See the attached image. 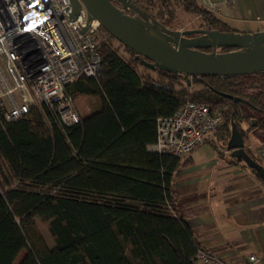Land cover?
Masks as SVG:
<instances>
[{"label": "trees", "instance_id": "trees-1", "mask_svg": "<svg viewBox=\"0 0 264 264\" xmlns=\"http://www.w3.org/2000/svg\"><path fill=\"white\" fill-rule=\"evenodd\" d=\"M171 1L158 0L157 18L168 28L163 15L172 14ZM178 1L199 17V28L230 30L197 0ZM99 29L106 36L98 43L103 69L68 89L73 98L97 97L89 115L67 126L49 109L44 116L32 107L5 120L0 103V264H14L22 251L17 264H197L205 249L177 214L172 184L180 157L147 149L156 118L190 99L221 109L215 138L224 147L233 129L241 137L264 129V71L193 76L188 84L182 73L150 68L129 48L114 47ZM243 151L247 167L264 179L261 158ZM34 218L46 223L53 247L39 245Z\"/></svg>", "mask_w": 264, "mask_h": 264}, {"label": "built area", "instance_id": "built-area-1", "mask_svg": "<svg viewBox=\"0 0 264 264\" xmlns=\"http://www.w3.org/2000/svg\"><path fill=\"white\" fill-rule=\"evenodd\" d=\"M70 14L69 0H0V103L5 120L45 107L61 124L79 122L68 89L81 76L96 77L103 64L99 23L93 20L81 32L87 25L84 6L73 18ZM221 118L219 108L187 99L171 115L156 118L155 141L147 149L182 157L206 142ZM256 154L263 158L264 146ZM195 257L197 264H229L203 249ZM248 259L249 264L256 261L254 256Z\"/></svg>", "mask_w": 264, "mask_h": 264}, {"label": "crops", "instance_id": "crops-1", "mask_svg": "<svg viewBox=\"0 0 264 264\" xmlns=\"http://www.w3.org/2000/svg\"><path fill=\"white\" fill-rule=\"evenodd\" d=\"M197 3L240 34L264 29V0ZM215 137L180 157L172 178L177 214L193 227L202 248L229 264H247L249 256L256 258L252 264H264V179ZM262 137L264 129L246 131L243 150L256 152ZM260 163L264 168V157Z\"/></svg>", "mask_w": 264, "mask_h": 264}, {"label": "water", "instance_id": "water-1", "mask_svg": "<svg viewBox=\"0 0 264 264\" xmlns=\"http://www.w3.org/2000/svg\"><path fill=\"white\" fill-rule=\"evenodd\" d=\"M69 2L70 18L82 5L85 8L87 25L81 32L96 20L146 66L174 75L182 73L188 84L193 76L244 75L264 71V29L243 34L205 28L170 29L148 16L131 0ZM130 10L135 15L129 14ZM217 47L223 50L216 52ZM227 149L231 150L232 156H242L245 160L242 137L235 129Z\"/></svg>", "mask_w": 264, "mask_h": 264}, {"label": "rangeland", "instance_id": "rangeland-1", "mask_svg": "<svg viewBox=\"0 0 264 264\" xmlns=\"http://www.w3.org/2000/svg\"><path fill=\"white\" fill-rule=\"evenodd\" d=\"M132 1L135 2L134 0H132ZM151 2H152L154 7H151L149 9H145L141 3H137V2H135V3L148 16H150V17L158 20L159 22H161L159 20V18H157V11L159 8L158 0H151ZM115 3L117 5L119 4L116 1H115ZM171 3H172V6H171L172 14L171 15H168V14L163 15V18L165 20H167V23H168L167 25L170 26L171 29H179L180 30V29L202 27V24H201L199 17H196L191 12L186 11L184 9V7H182L183 5H182L181 1L172 0ZM166 18H169V19H166ZM99 28H100V25H99ZM98 35H99V43L103 42L104 40L106 41V36L104 35V33L102 31H100V29H98ZM111 44L114 47L119 46V42L116 40H112ZM120 51H122V49H120ZM187 87H188L189 91H192L193 88L198 87V85L197 84H193V86L191 85V89H190V86H187ZM72 100H73L74 108L80 116L82 113H84L88 110H95L97 107L96 104L98 102L97 97H94V96H77L74 98L72 97ZM34 108H36V107H34ZM214 108H218V107H214ZM36 109L38 110V108H36ZM38 111L40 112V110H38ZM40 113L45 116L43 107H41ZM45 122L47 125H49V121L47 119H45ZM222 122H223V115L221 118L220 125L222 124ZM218 127L209 135V137L206 139V141H208L209 139H211L214 136H217L216 131H217ZM31 228H32V231L35 235V238L37 239L39 245L43 249H49V248L53 247V245H54L53 237L50 235V233L47 229L46 223L44 221H42L39 218H34V220L31 223ZM24 252L25 251L20 252V254L17 257L14 264H17V262L20 260L21 256L24 254Z\"/></svg>", "mask_w": 264, "mask_h": 264}]
</instances>
